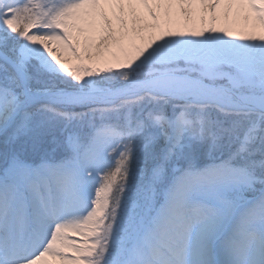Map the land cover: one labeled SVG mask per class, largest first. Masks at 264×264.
I'll use <instances>...</instances> for the list:
<instances>
[{
	"label": "snow or ice",
	"instance_id": "6c2138e0",
	"mask_svg": "<svg viewBox=\"0 0 264 264\" xmlns=\"http://www.w3.org/2000/svg\"><path fill=\"white\" fill-rule=\"evenodd\" d=\"M0 264H264V0H0Z\"/></svg>",
	"mask_w": 264,
	"mask_h": 264
},
{
	"label": "bare ground",
	"instance_id": "6f19581e",
	"mask_svg": "<svg viewBox=\"0 0 264 264\" xmlns=\"http://www.w3.org/2000/svg\"><path fill=\"white\" fill-rule=\"evenodd\" d=\"M241 23H242V21H241ZM181 26H182V25H181ZM221 26H224V25H222V24H220V23L217 24V27H221Z\"/></svg>",
	"mask_w": 264,
	"mask_h": 264
}]
</instances>
